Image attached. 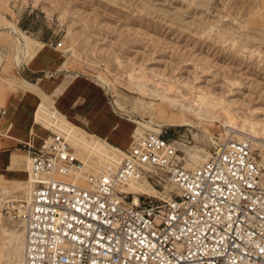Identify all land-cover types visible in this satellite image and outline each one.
<instances>
[{
  "label": "rangeland",
  "instance_id": "rangeland-1",
  "mask_svg": "<svg viewBox=\"0 0 264 264\" xmlns=\"http://www.w3.org/2000/svg\"><path fill=\"white\" fill-rule=\"evenodd\" d=\"M21 22L31 32L20 28ZM47 44L55 46L54 65L95 84L121 120L154 131L165 128V136L188 163L207 154L213 135L226 132L223 115L210 118L197 96L204 95L217 111L228 102L241 117L260 108L253 117L264 121V0H0V107L23 87L35 95L30 123L35 120L36 128L64 133L77 120L45 92L43 97L30 88L19 72L23 64L44 55ZM130 75L145 77V92ZM169 85L174 91H167ZM164 97L180 100L185 108ZM157 104L165 113H184L193 126L167 125L155 113ZM188 106L205 120L188 115ZM44 107L52 111L46 118L40 115ZM25 157L12 150L6 156L0 176L8 170L18 173L0 179L1 198L25 191ZM135 180L156 188L146 179ZM0 214L1 243V227L17 233L22 228L1 209Z\"/></svg>",
  "mask_w": 264,
  "mask_h": 264
},
{
  "label": "built area",
  "instance_id": "built-area-1",
  "mask_svg": "<svg viewBox=\"0 0 264 264\" xmlns=\"http://www.w3.org/2000/svg\"><path fill=\"white\" fill-rule=\"evenodd\" d=\"M232 131L193 164L165 128L90 170L61 132L27 145L26 189L0 204L23 227L20 264H264V133ZM141 178L158 194L122 188Z\"/></svg>",
  "mask_w": 264,
  "mask_h": 264
},
{
  "label": "crops",
  "instance_id": "crops-1",
  "mask_svg": "<svg viewBox=\"0 0 264 264\" xmlns=\"http://www.w3.org/2000/svg\"><path fill=\"white\" fill-rule=\"evenodd\" d=\"M22 23L18 26L30 31V25ZM47 46L50 49L44 55L31 62V65L23 64L19 69L20 74L28 80L27 85L43 97H46V93L58 109L77 120L75 124L81 127L83 125L86 132L104 138L120 148L125 147L129 134L134 129V122L131 121L129 125L121 120L114 109L109 108L100 89L85 76L54 65L57 62V57L53 54L55 46ZM36 82L42 90L34 85ZM34 101L35 95L32 92L19 87L17 92L10 94L6 104L0 107V170L11 150L24 154L27 145L38 146L48 133L46 129L36 128L35 120L30 123L36 112L35 110L32 114ZM70 130L72 129L64 128V134H69ZM87 139L90 140L89 137ZM17 173L16 170H8L0 179L10 180Z\"/></svg>",
  "mask_w": 264,
  "mask_h": 264
},
{
  "label": "bare ground",
  "instance_id": "bare-ground-1",
  "mask_svg": "<svg viewBox=\"0 0 264 264\" xmlns=\"http://www.w3.org/2000/svg\"><path fill=\"white\" fill-rule=\"evenodd\" d=\"M130 76L134 84L136 85V87L141 92H145L146 88L144 87V84L142 82V81H146L145 77L144 76L135 77L134 75H130ZM174 89H175L174 86L169 85V87L167 88V91L172 92L174 91ZM202 97H204V95L202 94L200 96H197V101H199L200 106L204 109V112L210 116V118L213 117L214 120H218L219 116L223 115V118L225 119V123L221 121L220 122L223 124L226 130L224 134L227 133L230 129H232L233 135L237 138H239L243 134H247L248 136L252 137L254 140L257 141L258 138L263 136L264 121L255 119L253 117V114H256L257 112H259L260 108L251 109L249 111L250 116L241 117L232 111L230 104L228 102H225L224 107L221 106V111H217L215 105L210 104V102L207 103L206 100L202 99ZM164 98L167 99L166 101H170L173 105L175 104L178 107L185 108V106L182 104L180 100L174 101L172 99H169L168 97H164ZM50 109L51 108L44 107V110L40 111V115L46 118L48 115L47 113L52 112ZM187 110H188L187 112L188 115L190 116L195 115L197 118L205 120L203 116H201L198 112L191 109V107L188 106ZM155 113L163 116V119L164 121H166L167 125L193 126L191 121L187 118V116L184 113L182 112H180V114H176L175 112L165 113V109L161 104H157V109L155 110ZM73 128L71 132L68 134L69 137L67 135H64V133L62 134L65 136L69 145L72 148H74L75 153L84 160V166H83L84 169L90 170L91 168H96L99 164L104 163V162H110L114 164L118 161L119 156L122 152V148L120 147L115 148V146H112L109 142H107L106 140L102 138H99L97 135L83 131V128H80L76 124H74ZM76 129L78 130L76 131ZM142 129L144 128L139 127V125L135 123L133 131H141ZM48 131L49 132L50 131L60 132L58 130H53V129H49ZM86 133L88 134V137L90 138V140L87 139L88 137ZM104 145L107 146L109 149H105ZM262 148L263 147L260 146V149ZM25 158H26L25 160L26 174L28 175L29 158L27 155ZM261 161H262V164H264V153H262ZM71 173L77 174L78 172L77 170H75ZM64 177L68 179H72V175L70 174H67ZM167 185L169 187L171 186L169 183L165 182V184H163L164 189H166ZM122 188L125 190H131L134 192H143V193H150V194H153V191L156 189L155 187H154L155 188L154 190H152L151 187L148 189L139 181L137 182V180L135 179L129 180L126 184L122 186ZM19 189H22V188H19ZM0 200L2 201L3 198L0 197ZM133 201L137 202L136 194L133 195ZM21 228H22V232L17 233L13 231L6 232L1 227L2 233L3 235H5V237L1 238V243H0V264H20L22 238H23V227L21 226Z\"/></svg>",
  "mask_w": 264,
  "mask_h": 264
}]
</instances>
